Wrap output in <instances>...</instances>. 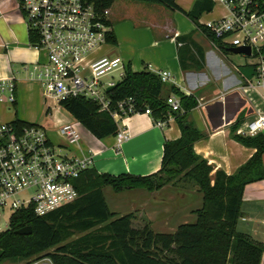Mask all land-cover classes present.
<instances>
[{
	"label": "trees",
	"instance_id": "obj_1",
	"mask_svg": "<svg viewBox=\"0 0 264 264\" xmlns=\"http://www.w3.org/2000/svg\"><path fill=\"white\" fill-rule=\"evenodd\" d=\"M86 1L102 10L110 8L116 0ZM137 1L180 11L200 30L199 18L211 13L213 7L208 0H195L187 13L176 6L175 0ZM179 40L186 44L178 54L181 69L200 68L199 60L192 57L191 48L195 44L191 35ZM29 41H34L31 35ZM107 42L115 44L113 34ZM106 95L112 105L133 98L138 108L150 109L155 121L174 116L181 129L180 138L165 140L161 167L149 176L120 174L115 177L87 169L74 181L79 199L68 206L45 216L34 215L30 208L13 213L7 228L0 232V264L5 261L32 264L42 258L51 264H260L263 245L238 232L236 222L241 216L245 186L264 179V133L248 138L234 136L243 146L254 148V154L232 175L221 170L212 173L208 162L194 152V144L203 135L186 119L197 107L195 97H187L175 87L163 84L148 70L134 71L131 65H127L119 84ZM171 95L178 98L183 113L170 110L167 99ZM61 108L96 139L116 136V124L94 102L71 99L62 103ZM12 123L28 125L21 120ZM237 126L238 122L234 129ZM170 183L201 194L200 208L192 212L194 221L179 224L173 232L155 233L147 227L134 229L130 214L117 216L109 211L104 195L106 188L114 193L134 189L150 193ZM27 226L32 230L31 235L15 234Z\"/></svg>",
	"mask_w": 264,
	"mask_h": 264
},
{
	"label": "built area",
	"instance_id": "obj_2",
	"mask_svg": "<svg viewBox=\"0 0 264 264\" xmlns=\"http://www.w3.org/2000/svg\"><path fill=\"white\" fill-rule=\"evenodd\" d=\"M17 1L29 37L34 38L30 45L40 54L28 76L39 83L47 110L52 108L50 101L58 106L71 99L92 101L116 124L115 145L121 147L129 138L125 129L119 127L122 119L136 114L151 116L152 112L138 108L133 98L112 105L106 95L108 87L121 81L128 65L119 57H109L105 50L113 34L109 8L99 10L86 0ZM208 1L212 2V9L217 5L224 13L199 23L200 27L219 52L249 49V55L241 54L254 60V81H248L246 86L260 89L264 95V0ZM114 75L118 81H113ZM157 76L163 84L171 80L167 71L158 72ZM107 77L109 81H105ZM15 92L14 78L0 79V103L13 106ZM167 105L172 112H184L174 95L167 99ZM167 120L153 122L163 129ZM57 130L68 143L78 140L71 124ZM262 133L264 113L236 131L243 138ZM93 166L92 154L72 156L65 147L49 139L41 125L0 122V213L7 210L12 215L19 209L30 208L34 215L45 216L68 206L80 197L74 181ZM261 223L264 227V219Z\"/></svg>",
	"mask_w": 264,
	"mask_h": 264
},
{
	"label": "crops",
	"instance_id": "obj_3",
	"mask_svg": "<svg viewBox=\"0 0 264 264\" xmlns=\"http://www.w3.org/2000/svg\"><path fill=\"white\" fill-rule=\"evenodd\" d=\"M135 1L131 4L124 2L120 9L116 10L114 7L116 0L109 8V21L115 38V44L109 47H115L116 50L108 56L119 57L137 72L148 70L155 75L158 72H169L171 80L165 84L175 87L187 97L197 99V107L186 115L187 121L203 135L194 144L195 154L208 162L213 169L212 173L221 170L226 175H232L248 162L255 152L254 148H247L234 139V136H237L236 131L264 113L263 92L246 86L248 81H253L249 80L253 73L250 75L251 71L248 68L241 69L246 66L245 62L240 65L230 62L228 65L222 52L215 50L207 35L193 24L191 31L176 32L169 31L170 29L164 25L160 27L151 22L152 17L149 13L140 17L136 6L141 2ZM194 1H190L188 8L179 4L177 0L175 4L188 13ZM186 35H191L195 44V47L191 48V53L192 57L199 60L200 68L181 69L178 54L186 44L177 39ZM126 47L129 48L128 52ZM105 50L107 51L108 47ZM182 55L184 57V52ZM38 59L40 54L30 45L29 32L19 10L18 1L0 0V79L12 77L16 82V103L12 107H16L18 103L19 91H25L32 83L39 85L28 76L32 64ZM52 110L59 113L64 111L61 106L53 104L49 110L45 107L44 114L49 116L48 113ZM13 115V119L7 120L6 116L0 114V122L12 123L21 120L17 112ZM236 122L238 126L234 129ZM74 123L79 124L74 119L73 122L66 123L57 119L53 127L57 130L61 126L71 124L75 129ZM79 125L76 129L80 135L77 141L72 143L64 141L59 137L57 130L56 135L60 140L57 144L65 147L69 154L77 158L92 154L93 169L98 174L115 177L120 174L149 176L157 172L161 167L165 140H177L181 136L180 126L172 115L163 129L154 124L150 115L136 114L122 119L119 127L125 129L129 138L119 148L115 145V137L109 136L98 140ZM262 167L264 174V154ZM165 188L167 186L162 190ZM183 191L178 194L179 198L187 199L191 196L188 193L182 194ZM243 191L241 216L236 222V228L238 232L263 245L260 264H264V227L261 223L264 219V179L249 183ZM153 198L155 201V197ZM198 201L200 205L201 194ZM184 222L186 220L179 224Z\"/></svg>",
	"mask_w": 264,
	"mask_h": 264
},
{
	"label": "rangeland",
	"instance_id": "obj_4",
	"mask_svg": "<svg viewBox=\"0 0 264 264\" xmlns=\"http://www.w3.org/2000/svg\"><path fill=\"white\" fill-rule=\"evenodd\" d=\"M178 3L182 4L188 8L191 0H177ZM132 3L136 2L135 0H117L114 4L115 9H120V6L123 3ZM137 9L140 14V17L149 13L152 17V21L156 23L158 26L162 27L163 25L169 28V31L176 32H188L193 29V25L191 21L180 11H174L168 9L164 5L154 4V3H137ZM224 13V10L220 6L215 5L212 9L211 14H203L199 18L198 22L203 23L206 21H210L211 19H216L220 17ZM144 28V26H141ZM128 46V42H126ZM115 47H109L107 50V55L109 53H113L115 51ZM120 51V49H118ZM129 48L126 47V51L128 52ZM225 56L226 63L230 65L231 63H235L240 65L242 62L246 63L245 67L241 69H250L252 75L254 60L246 57L243 59L241 56L233 54L231 52H222ZM107 56L106 54H104ZM119 55L121 56L120 52ZM128 56V55H127ZM133 68V67H132ZM134 69L136 70L137 68ZM113 81H118L119 78L114 75ZM109 77L105 78V81H109ZM249 80L254 81L253 75L250 76ZM20 94L17 95L18 103L16 107H12L11 105L2 106L0 105V114L6 116L7 120L14 118V112H17L18 118L21 120L41 125L47 130V135L49 139H51L55 144L59 143L56 135V128L53 127L55 121L57 119L61 120L62 123L73 122V119L70 117V114L67 112H57L52 110L49 112V116L44 114L46 102L41 93V88L38 84L32 83L29 84L25 91H19ZM53 103L50 101V107H52ZM13 117V118H12ZM4 121V120H3ZM75 124V129H77L78 125ZM80 127V125H79ZM81 128V127H80ZM77 131V130H76ZM78 132V131H77ZM79 135V133H78ZM80 137V135H79ZM163 189V188H162ZM155 190L150 193L145 192L143 190L134 191V190H125L123 192L114 193L110 188L104 189V195L106 196L107 205L109 207V211H112L117 216L130 214L132 216L131 227L134 229H143L144 227L149 228L151 231L155 233H164L173 232L179 225V223H183L186 220L187 223H191L194 221V216L192 212L199 209V201L200 193L195 189H182L180 186H174L172 183L167 185V188L164 190ZM171 190V191H170ZM184 190V191H183ZM195 190L194 193L191 192ZM188 193L191 196H188L186 199L179 198V193ZM186 191V192H185ZM188 191V192H187ZM155 197V201L154 198ZM184 200V201H182ZM0 229L3 231L7 227V222L10 217V212L4 210L0 213ZM3 264H26L25 261H21V263H13L10 261H5ZM32 264H51L47 259L42 258L38 259L36 262L34 261Z\"/></svg>",
	"mask_w": 264,
	"mask_h": 264
},
{
	"label": "water",
	"instance_id": "obj_5",
	"mask_svg": "<svg viewBox=\"0 0 264 264\" xmlns=\"http://www.w3.org/2000/svg\"><path fill=\"white\" fill-rule=\"evenodd\" d=\"M229 52L236 54V55H249V49L245 48V49H241V48H231L229 49ZM119 84V82L115 83L114 86L112 87H108L106 92L109 93L110 91H112L114 89L115 86H117ZM32 230L30 229V227H22L20 228L18 231L15 232L16 235L20 236V235H31Z\"/></svg>",
	"mask_w": 264,
	"mask_h": 264
}]
</instances>
